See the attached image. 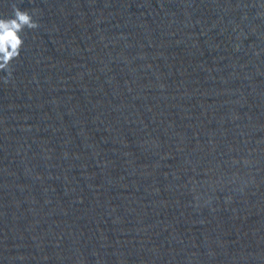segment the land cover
Returning <instances> with one entry per match:
<instances>
[{
  "label": "water",
  "instance_id": "1",
  "mask_svg": "<svg viewBox=\"0 0 264 264\" xmlns=\"http://www.w3.org/2000/svg\"><path fill=\"white\" fill-rule=\"evenodd\" d=\"M0 264H264V0H0Z\"/></svg>",
  "mask_w": 264,
  "mask_h": 264
},
{
  "label": "clouds",
  "instance_id": "2",
  "mask_svg": "<svg viewBox=\"0 0 264 264\" xmlns=\"http://www.w3.org/2000/svg\"><path fill=\"white\" fill-rule=\"evenodd\" d=\"M35 11L13 4L11 16H0V71L7 72V76L3 77L6 83L14 72L13 61L21 54L25 29H37L40 26L39 20L34 18Z\"/></svg>",
  "mask_w": 264,
  "mask_h": 264
}]
</instances>
